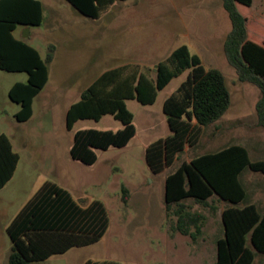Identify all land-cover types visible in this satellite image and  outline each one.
I'll list each match as a JSON object with an SVG mask.
<instances>
[{
    "label": "rangeland",
    "instance_id": "1",
    "mask_svg": "<svg viewBox=\"0 0 264 264\" xmlns=\"http://www.w3.org/2000/svg\"><path fill=\"white\" fill-rule=\"evenodd\" d=\"M40 26L18 27L15 36L35 47L44 59L47 47L54 46V59L47 65L48 82L37 97L30 121L11 125L2 114L0 131L11 138L20 160L12 180L0 190V264H8L11 242L6 232L15 215L45 182L66 190L81 206L100 201L107 213L108 227L96 243L71 248L31 264H83L86 260L119 264H210L215 261V242L223 236L221 213L228 207L253 204L264 212V174L244 169L239 175L246 198L231 205L213 197L208 206L185 204L202 215L200 234L195 241L171 231L175 217L166 215L163 183L167 174L182 162L240 145L251 162H264V128L258 126L255 103L260 90L237 81L234 69L223 53V41L230 22L221 0H126L116 2L98 19L77 13L65 0H39ZM248 20L251 39L264 42V0H252L250 8L238 6ZM185 45L199 57L205 69H218L225 77L231 103L213 125L201 128L198 141L186 144L173 164L154 175L145 161V148L170 134L162 104L185 80L188 71L173 78L157 92L151 105L126 101L133 115L134 137L122 148L96 150L93 165L73 161L69 146L78 130H111L120 122L105 115L100 120H79L65 128L67 107L78 101L79 93L101 73L135 64L149 78L155 66L177 47ZM25 73L0 70V110L9 112L7 89L25 81ZM129 194L121 201V188ZM213 208V209H212ZM249 246V243H247ZM254 252V251H253ZM252 264H264V255L254 252Z\"/></svg>",
    "mask_w": 264,
    "mask_h": 264
},
{
    "label": "trees",
    "instance_id": "2",
    "mask_svg": "<svg viewBox=\"0 0 264 264\" xmlns=\"http://www.w3.org/2000/svg\"><path fill=\"white\" fill-rule=\"evenodd\" d=\"M80 15L98 19L116 2L126 0H65ZM230 30L223 41V53L234 69L237 81L260 90L254 109L258 126L264 128V42L248 35L247 19L238 6L250 8L252 0H221ZM42 8L37 0H0V70L25 73L26 82L15 83L8 91L10 101L20 105L17 121L31 116L32 99L47 82V65L54 59V46L49 45L44 59L38 52L12 36L17 26L38 27ZM188 71L185 80L162 104L170 134L149 144L144 152L152 174L170 167L186 144L194 145L201 128L215 124L228 110L231 99L224 75L215 68L205 69L199 57L181 45L155 66L154 78L128 64L101 73L80 93L79 100L68 108L65 128L71 130L79 120L98 121L105 115L121 124L116 131L78 130L73 134L69 151L73 161L93 165L96 150L122 148L134 137L133 115L126 101L141 105L154 103L157 92L173 79ZM19 157L9 139L0 135V189L10 181ZM244 169L264 174V162H251L246 149L230 145L182 162L166 175L163 201L166 215L175 220L170 229L195 241L203 217L185 204L208 206L216 197L231 205L243 203L246 192L239 181ZM121 201L127 204L128 191L121 188ZM213 209V208H212ZM223 236L215 243V261L210 264H252L254 252L264 255V212L253 204L228 207L221 213ZM108 227L103 204L93 200L83 206L52 182H45L23 205L6 227L11 247L8 264H31L71 248L98 242ZM249 243V246H247ZM254 251V252H253ZM83 264H119L114 261L86 260Z\"/></svg>",
    "mask_w": 264,
    "mask_h": 264
},
{
    "label": "crops",
    "instance_id": "3",
    "mask_svg": "<svg viewBox=\"0 0 264 264\" xmlns=\"http://www.w3.org/2000/svg\"><path fill=\"white\" fill-rule=\"evenodd\" d=\"M37 1H39V0H37ZM40 2V1H39ZM40 4H41V2H40ZM41 8H42V5H41ZM18 27H21V29L22 30H24V28H28V31H27V36L29 35V32H30V29H31V27H25V26H17L15 29H14V31L12 32V36L15 38V39H17V40H21V41H24V38H26L25 36L23 37H21V38H18V37H16L15 36V33H16V31H17V29H18ZM31 47H33V46H31ZM34 49H35V47H33ZM36 50V49H35ZM37 51V50H36ZM38 52V51H37ZM38 54H39V52H38ZM39 56H40V54H39ZM40 58H41V56H40ZM42 59V58H41ZM26 80H27V76H26V78H25V81H17V82H26ZM17 82H13L11 85H10V87H8V89H7V97H8V91H9V89L15 84V83H17ZM47 82H48V69H47ZM47 82H46V84H47ZM46 84L44 85V87L46 86ZM43 87V88H44ZM43 88H42V90H43ZM42 90L32 99V102H31V116H30V118L27 120V121H24V122H28V121H30L31 119H32V117H33V107H34V103H35V100L37 99V97L41 94V92H42ZM81 93V92H80ZM80 93H79V97H80ZM8 99H9V97H8ZM79 100V99H78ZM77 102V101H76ZM75 103V102H74ZM73 104V103H72ZM72 104H70V105H72ZM70 105L67 107V109H66V112H67V110H68V108L70 107ZM7 106H8V109H9V112H6L5 110H0V119L3 117L2 116V114H4V116L6 117V119H7V122L9 123V124H11V125H18L19 123H24V122H20V121H17V119L15 118V115L19 112V110H20V105H18V104H16V103H14V102H12V101H10V99L8 100V102H7ZM66 112H65V116H66ZM1 134H3V135H5L8 139H9V141H10V144H11V147H12V150H13V146H12V142H11V138L9 137V135L5 132V131H0V135ZM71 145H72V143L70 144V146H69V151H70V148H71ZM146 149V148H145ZM14 151V150H13ZM15 152V151H14ZM16 153V152H15ZM17 155H18V153H16ZM69 156H70V154H69ZM18 157H19V155H18ZM71 158V157H70ZM19 160H20V157H19ZM19 160H18V163H19ZM18 163H17V166H18ZM17 166H16V169H17ZM16 169H15V171H14V173L16 172ZM13 176H14V174H13ZM13 176H12V178H13ZM12 178L10 179V181L12 180ZM10 181H8L6 184H5V186L4 187H6V185L10 182ZM3 187V188H4ZM2 188V189H3ZM2 189H0V190H2ZM63 189V188H62ZM197 239V238H196ZM216 243V242H215Z\"/></svg>",
    "mask_w": 264,
    "mask_h": 264
},
{
    "label": "water",
    "instance_id": "4",
    "mask_svg": "<svg viewBox=\"0 0 264 264\" xmlns=\"http://www.w3.org/2000/svg\"><path fill=\"white\" fill-rule=\"evenodd\" d=\"M25 36H27V33H26V35Z\"/></svg>",
    "mask_w": 264,
    "mask_h": 264
}]
</instances>
